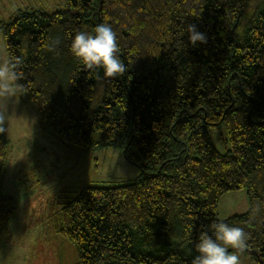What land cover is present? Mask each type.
<instances>
[{
  "label": "trees",
  "instance_id": "obj_1",
  "mask_svg": "<svg viewBox=\"0 0 264 264\" xmlns=\"http://www.w3.org/2000/svg\"><path fill=\"white\" fill-rule=\"evenodd\" d=\"M103 22L126 65L116 78L70 51ZM189 25L207 42L194 47ZM0 31L48 130L85 149L119 147L140 168L132 181L85 185L51 216L77 264H192L213 221L243 228L248 247L229 251L264 264V0H65L18 9ZM221 123L225 153L210 136ZM8 148L0 113V238L17 207L1 179ZM242 188L249 209L219 219L221 196Z\"/></svg>",
  "mask_w": 264,
  "mask_h": 264
},
{
  "label": "rangeland",
  "instance_id": "obj_2",
  "mask_svg": "<svg viewBox=\"0 0 264 264\" xmlns=\"http://www.w3.org/2000/svg\"><path fill=\"white\" fill-rule=\"evenodd\" d=\"M65 0H0V20L28 5L52 11ZM8 61L0 31V63ZM3 130L9 148L1 179L17 207L0 238V264H77L78 248L58 233L51 216L85 185H118L134 180L140 168L128 162L119 147L85 149L67 143L46 128L27 94L0 101ZM216 148L225 153L224 123L210 129ZM246 188L225 192L218 217L246 212ZM240 264H256L250 255L235 253Z\"/></svg>",
  "mask_w": 264,
  "mask_h": 264
},
{
  "label": "clouds",
  "instance_id": "obj_3",
  "mask_svg": "<svg viewBox=\"0 0 264 264\" xmlns=\"http://www.w3.org/2000/svg\"><path fill=\"white\" fill-rule=\"evenodd\" d=\"M187 32L194 47L197 42H207L206 36L195 25H189ZM70 51L86 70L102 69L106 78H116L126 70L118 55L117 34L108 22L98 24L94 33L77 32L71 39ZM17 68L18 62L0 63V101L10 100L21 91ZM248 239L243 228L213 221L195 242L197 255L192 264H240L239 256L229 249L243 251L248 247Z\"/></svg>",
  "mask_w": 264,
  "mask_h": 264
}]
</instances>
